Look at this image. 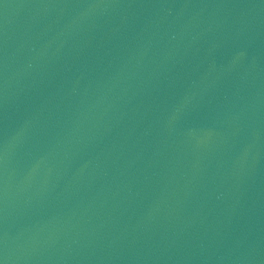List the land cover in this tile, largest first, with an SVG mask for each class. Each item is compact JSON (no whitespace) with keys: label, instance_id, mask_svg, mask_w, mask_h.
<instances>
[{"label":"water","instance_id":"95a60500","mask_svg":"<svg viewBox=\"0 0 264 264\" xmlns=\"http://www.w3.org/2000/svg\"><path fill=\"white\" fill-rule=\"evenodd\" d=\"M3 264H264V0H0Z\"/></svg>","mask_w":264,"mask_h":264},{"label":"snow or ice","instance_id":"6c2138e0","mask_svg":"<svg viewBox=\"0 0 264 264\" xmlns=\"http://www.w3.org/2000/svg\"><path fill=\"white\" fill-rule=\"evenodd\" d=\"M0 264H3V261H0Z\"/></svg>","mask_w":264,"mask_h":264}]
</instances>
